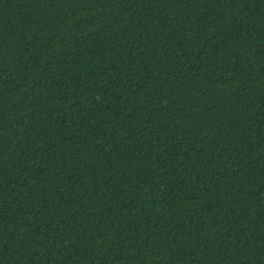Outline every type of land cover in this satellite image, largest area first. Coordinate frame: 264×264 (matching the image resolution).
I'll use <instances>...</instances> for the list:
<instances>
[{
	"label": "trees",
	"instance_id": "trees-1",
	"mask_svg": "<svg viewBox=\"0 0 264 264\" xmlns=\"http://www.w3.org/2000/svg\"><path fill=\"white\" fill-rule=\"evenodd\" d=\"M0 264H264V0H0Z\"/></svg>",
	"mask_w": 264,
	"mask_h": 264
}]
</instances>
